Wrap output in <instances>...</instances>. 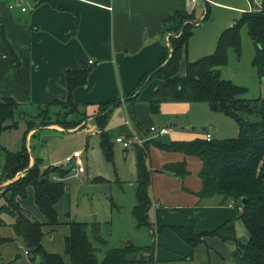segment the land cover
Wrapping results in <instances>:
<instances>
[{"label": "crops", "instance_id": "1", "mask_svg": "<svg viewBox=\"0 0 264 264\" xmlns=\"http://www.w3.org/2000/svg\"><path fill=\"white\" fill-rule=\"evenodd\" d=\"M7 1L11 2L0 0V101L10 96L18 104L13 117L17 126L0 131V175L6 152L14 151L12 145L16 143L8 132L18 129L20 123L25 129L26 121L36 116L40 107L54 99L66 98V69L90 67L85 84L74 89L73 100L78 106L84 107L83 112L88 116L84 126L92 131L98 133L94 122L98 103L118 98L119 104L109 110L105 128L113 139L123 136L142 141L152 135L150 126L161 123L152 115L161 111L162 116L169 118V111L185 108L191 111L196 108V102L166 101L160 104L157 113H152L149 101L162 81H151L147 77L138 92L136 84L142 75L157 67L162 55L168 50L170 31L163 28L164 21L176 11L194 10L195 16L200 18L204 14V0H199L202 4L192 8L191 5L198 0L194 3L189 0H27V4L20 0L21 4L12 7ZM210 1L222 4L226 14L221 19H212L211 23L203 19L199 24L195 22L193 34L180 62L179 76L184 75L185 61L211 53L221 31L230 26L241 12L248 10L250 5L249 0H208L209 5ZM21 7H25V10ZM135 95L137 97L132 105L128 98ZM50 106L56 109L59 105ZM120 106L125 109L126 120L113 121V112ZM55 113L56 117L60 116L59 110ZM49 115L52 118L51 110ZM162 116L159 118L162 119ZM166 123L168 125L160 124L156 127H167L168 132L159 135H170V141L204 138L207 133L214 137L207 129L205 134L200 130L201 134H185L188 128L175 118ZM51 127L60 130L56 123L43 128ZM43 128L29 130L26 136L28 150L32 136ZM188 135L191 136L185 138ZM153 136L158 139V136ZM180 161H185L188 170L182 177L161 170L166 163ZM147 164L151 169V206L148 217L153 232L144 231L143 227L138 228L135 223L137 231H132L134 220L127 218L128 224L123 226L119 236L124 235L125 240H131L137 245L153 243L156 264H232V241L208 236L203 243L191 247L168 228L169 225H181L192 226L195 232L210 231L221 225L233 210V203L224 200L221 195L198 196L201 188L198 175L200 159L150 145ZM19 203L24 209L23 199H19ZM133 205L134 200L130 209ZM1 218L6 224L3 213ZM7 220L9 228L4 229V224L0 226V235L12 237V240L0 247V260L7 262L19 255L23 261H28L22 239L15 235L11 226L14 218ZM49 238L50 242L54 239L52 235ZM63 240L58 243L57 239L56 246H50L45 241L43 245L49 251L56 250L62 254ZM25 254L27 257H24ZM64 262L71 264L67 255Z\"/></svg>", "mask_w": 264, "mask_h": 264}, {"label": "trees", "instance_id": "2", "mask_svg": "<svg viewBox=\"0 0 264 264\" xmlns=\"http://www.w3.org/2000/svg\"><path fill=\"white\" fill-rule=\"evenodd\" d=\"M44 0H38L42 2ZM252 2L253 0H249ZM210 5L205 3L203 20L208 18ZM195 12L191 10L176 11L163 23L167 31H178L177 36L169 37V47L162 55L157 67L142 75L136 84L138 89L143 81L149 77L162 81L149 101V110L152 113L159 111V106L166 101L205 102L212 111L223 113L233 118L238 127V135L233 138L195 137L190 140H172L163 142L156 138L146 141L144 146L134 143L136 166V203L131 209L136 227H147L152 230L148 217L151 206L149 187L151 185V169L148 167V148L153 145L167 151L181 152L185 155L197 156L201 161L198 175L201 179L200 198L215 194L221 195L224 200L233 203V210L226 220L218 227L203 232H195L192 226L169 225L185 243L196 247L203 243L208 236H217L223 241H232L234 249L231 252L232 264H264V97L244 99L241 95L245 87L223 78L221 68L227 64L229 49L235 51L237 57L241 53V34L243 25L254 44L252 65L260 77L264 76V0L258 10H245L234 22L223 29L219 34L214 50L195 60H186L184 75L179 76L180 62L186 52L187 43L195 27ZM89 68L66 69L64 100H52L48 105L40 107L36 116L26 121V128L22 134V146L17 151H7L5 163L0 175L3 178L12 177L17 171L26 168L27 172L15 180L9 187L11 197L5 199L0 206V226L4 224L1 213H7L14 218L12 228L16 236L28 252V261L20 260L17 255L14 259L0 264H37L36 257H40L41 264H65L63 255L47 250L43 245V225L55 226L58 224V214L55 204L64 193V182L70 169L61 165H50L43 169L39 166V159L29 166V150L26 146V136L35 124L46 125L56 123L61 127L70 128L76 125L75 120H68L67 115L58 116L50 121V105L57 104L71 108L72 112L79 110L73 100V91L76 87L85 84ZM135 89V90H136ZM134 90V91H135ZM133 91V93H134ZM130 96L127 95L126 97ZM137 95L128 98L135 100ZM118 98L98 103L94 122L98 129L99 144L104 158L113 161V140L106 131L107 109ZM17 101L10 96L0 101V131L15 128L13 121ZM134 110V106L132 111ZM85 114V112H84ZM255 116L253 120L249 116ZM48 118V121L46 119ZM10 121V122H9ZM50 121V122H49ZM163 171L177 176L188 173L185 161L166 163ZM50 174H57L58 180ZM92 182H101L102 178H93ZM32 187L33 200L45 221L31 218L18 199L25 198L27 189ZM16 197L18 198L17 200ZM245 198V202L242 199ZM111 209L119 206L109 198ZM240 220L244 225L248 239L241 242L236 235L235 223ZM69 233L64 236V253L71 264H98L96 247L90 241L87 228L90 226L93 238L98 244H104L105 238L99 233V223L72 220L68 222ZM110 224V221L107 222ZM153 232V230H152ZM12 237L0 235V247L11 241ZM153 243L137 245L131 240H124L118 247L106 251L100 264H156L153 254Z\"/></svg>", "mask_w": 264, "mask_h": 264}, {"label": "rangeland", "instance_id": "3", "mask_svg": "<svg viewBox=\"0 0 264 264\" xmlns=\"http://www.w3.org/2000/svg\"><path fill=\"white\" fill-rule=\"evenodd\" d=\"M222 2H228V0H223ZM7 3L15 5L18 2L16 3V0H11V2L7 1ZM23 3L27 4V0H24ZM200 3L202 4V2L198 0V2L192 4L190 8L197 7V4L200 5ZM251 4L253 8L255 3L252 1ZM259 5H261V3ZM223 8L225 7L222 6V4L210 1L209 15L204 22L211 23L210 21L212 19H221V17L226 14L225 9ZM198 19L199 18L194 16L193 22L195 23ZM178 34L179 30L170 31L169 37L177 36ZM240 34V56L237 57L235 51L229 49L227 64L221 72L222 77L230 79L233 83L245 87V91L241 95V98L254 99L257 97H264V76L260 77L256 68L252 65L251 61L254 55V44L247 34L245 25L242 26ZM154 80L159 79H151V81ZM139 90L140 89L138 88L136 92ZM194 105L197 106L191 111L186 108L169 111V118L165 115L162 116L163 114H161V111L152 115L153 117H157L158 121L161 122L155 123V126H160V124L168 125L166 122L175 118L177 121L181 122L182 126L184 125L188 128V130L184 132L185 134H192L195 132L201 134L198 130L205 134V130L207 129V131L209 130L212 136H214L213 138H233L238 135L237 123L233 118L226 116L223 113L212 111L205 102H196ZM78 109L79 110L72 112L71 108L62 105H59L56 109L55 107H50L52 117L50 118V121L56 120L57 115L55 112L59 110L60 116L63 115L64 117L67 115L68 120H75L76 125L73 127L64 128L60 126V130H56L53 127L50 129L43 128L48 127L50 124H35L33 128L43 129L37 130V133L32 136L30 140L29 166L33 165L37 158L39 159V166L41 169L50 165H61L65 169H70L68 175L62 178L65 188L64 193L55 204L58 214V224L55 226L43 225L42 229L45 234L42 240L46 243L48 242L50 246H56L57 239L58 243H61L64 236L69 233L68 222L72 220L87 222L89 225L95 221L100 222L99 233L106 240L104 244H98L93 238V232L90 226L87 228L88 237L96 247V258L99 262L98 264H100V261L108 249L123 244L126 237L123 238L124 235L119 236V234H121L123 226L128 224L127 218H130L133 221V216L130 212L132 200H134V204L136 202V166L135 149L133 144L138 143L139 146H144L146 141H150L156 137L152 134L150 135L151 137L144 138L140 142H137L136 138L130 137L128 139L131 141V144L125 149H123V146L120 143L113 140V161L109 162L104 158L102 148L99 144V134L89 129L88 126H84L87 122L86 118L88 117L83 112L84 107L80 105ZM124 114H126L125 109L121 106L117 107L113 112V121L121 122V120H126V115ZM159 116H162V119H160ZM255 118V116L251 115L248 119L253 120ZM46 121H48V118ZM171 126L175 128L174 125ZM213 126L215 127L214 130L212 129ZM24 130L23 125L20 123L18 129H13L8 132L10 133L9 136L16 140V143L12 145V150L17 151L21 148L22 134ZM32 133L34 134V132ZM156 136H158V140L160 141L170 142V140H168L170 135H165L163 137L161 135ZM189 136L191 135L185 136V138H189ZM75 150L81 152V158L85 166V171L83 173L75 174L74 171L71 170L73 162L66 163L63 161L64 157ZM26 172L27 170L24 168L17 171L12 177L0 180V206L5 203V199L11 197L9 187L15 183L16 179L23 176ZM50 176L55 180L59 179L57 174H50ZM93 178H102V181L98 183L92 182L91 179ZM83 183L98 185L99 189L90 195L85 194L82 197H79L78 189ZM32 195V187H30L27 189L25 198H22L24 210L28 212L31 218L34 217L43 222L45 221L44 216L34 204ZM109 198H112V200L119 206V211H115L116 209H112L113 211H111ZM17 199L18 198L16 197L15 200ZM3 218L6 222V224L3 225V228H9L7 223L9 221L7 218L11 219V215L3 213ZM105 220H107L106 222L111 221L110 224L104 223ZM236 224L238 238L241 242H246L248 239V233L244 225L240 220H237ZM133 227L134 230L132 231H137L134 222ZM142 230L150 231L151 229L143 227ZM49 235L54 237L52 242H50ZM244 235L245 238H243ZM240 236L243 237L240 238ZM53 251L58 252L56 250ZM62 255L66 259L64 251ZM24 257H27V255L25 254ZM24 257L22 256V258ZM20 260L22 259L20 258ZM39 261L40 257L38 256L36 257L37 264H39Z\"/></svg>", "mask_w": 264, "mask_h": 264}, {"label": "built area", "instance_id": "4", "mask_svg": "<svg viewBox=\"0 0 264 264\" xmlns=\"http://www.w3.org/2000/svg\"><path fill=\"white\" fill-rule=\"evenodd\" d=\"M191 3H194L196 0H189ZM204 1H208V0H204ZM263 0H253V2L255 3V6L252 8V4L250 2V5H249V11L251 10H258L260 8V3L262 2ZM20 4V0H18V3L17 5ZM258 4V5H257ZM258 6V7H256ZM12 7V5L10 6ZM22 10H25V7H21ZM89 62H92V60H89ZM168 128L167 127H156V126H150L149 127V131L154 134V135H159V134H162V133H167L168 132ZM205 138L206 140H210L211 139V135L209 133H207L205 135ZM115 142L117 143H120L123 147H128L130 146L131 144V141H129L128 138L126 137H123V136H119V137H116L115 138ZM137 142H140V140ZM65 162L68 163V162H73V166H71V170L74 171L75 174H78V173H83L85 171V166H84V162L81 158V152L79 150H75L73 151L71 154L67 155L65 158H64ZM26 253L27 250L25 251Z\"/></svg>", "mask_w": 264, "mask_h": 264}, {"label": "water", "instance_id": "5", "mask_svg": "<svg viewBox=\"0 0 264 264\" xmlns=\"http://www.w3.org/2000/svg\"><path fill=\"white\" fill-rule=\"evenodd\" d=\"M205 3L206 1H204V14H205ZM204 14L196 21V24H199L203 17H204ZM145 84V83H144ZM115 106V103H113L108 109L107 111L109 110H112V108ZM99 189L98 185H94V184H86V183H83L79 186V189H78V196L79 197H82L83 195L85 194H92L94 192H96L97 190ZM242 202L244 203L245 202V198L242 199Z\"/></svg>", "mask_w": 264, "mask_h": 264}]
</instances>
